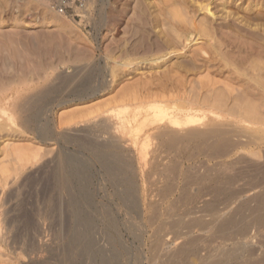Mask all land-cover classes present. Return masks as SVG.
Wrapping results in <instances>:
<instances>
[{"label":"rangeland","instance_id":"obj_1","mask_svg":"<svg viewBox=\"0 0 264 264\" xmlns=\"http://www.w3.org/2000/svg\"><path fill=\"white\" fill-rule=\"evenodd\" d=\"M51 1L0 0V264H264V0L217 1L209 13L199 0H70L68 15ZM175 19H204L215 31L205 40L192 32L181 42L189 49L178 46L160 67L131 73L115 64L142 28L156 40L179 29ZM167 70L173 76L161 78ZM153 92L160 99H131ZM200 93L212 105L191 112L195 123L166 121L184 119L179 109ZM159 126L179 130L178 140L158 138ZM207 126L223 131L212 136ZM183 129L206 136L187 139ZM111 135L125 148L106 147Z\"/></svg>","mask_w":264,"mask_h":264},{"label":"bare ground","instance_id":"obj_2","mask_svg":"<svg viewBox=\"0 0 264 264\" xmlns=\"http://www.w3.org/2000/svg\"><path fill=\"white\" fill-rule=\"evenodd\" d=\"M140 1H141V0H140ZM142 1H143V0H142ZM152 1H153V0H152ZM183 1H185V0H183ZM183 1H182V2H183ZM190 1H191V0H190ZM192 1H193V0H192ZM192 1H191V2H192ZM199 1L202 2L201 5H202L203 8L201 7L200 2L197 1V2L199 3V5L197 4L198 7H201L202 10H206V11H208V13H209V11H211L212 8L209 9L208 7H211L212 5L215 7V5L217 4V3H216L217 1H221V2H222L223 0H204V3L207 2L206 4H204L202 0H199ZM224 1H225V0H224ZM240 1H242V0H239L238 2H240ZM252 1H253V0H252ZM125 2H126V1H125ZM133 2H134V1H133ZM161 2H162V1H161ZM166 2H167V1H166ZM168 2H169V1H168ZM186 2H187V1H186ZM191 2H190V3H191ZM134 3H135V2H134ZM139 3H140V2H139ZM142 3H143V2H142ZM144 3H145V2H144ZM154 3H155V2H154ZM157 3H158V2H157ZM176 3H177V2H176ZM183 3H184V2H183ZM193 3H196V0H195ZM135 4H137V2H136ZM145 4H146V3H145ZM164 4H165V2H164ZM169 4H171V3H169ZM191 4H192V3H191ZM203 4H204V5H203ZM229 4H230V5L232 4L231 1L226 0L225 3H224V6L229 5ZM127 5H128V4H127ZM138 5H139V4H138ZM138 5H137V6H138ZM161 5H163V4H161ZM166 5H167V3H166ZM179 5H180V4H179ZM187 5H188V4H187ZM194 5H195V4H194ZM135 6H136V5H135ZM140 6H142V4H141ZM140 6H139V7H140ZM147 6H148V5H147ZM167 6H168V5H167ZM185 6H186V4H185ZM235 6H237V5H235ZM240 6H241V5H240ZM116 7H117V6H116ZM169 7H170V6H169ZM172 7H173V6H172ZM175 7H176V6H175ZM175 7H173V9H174ZM178 7H179V6H178ZM180 7H181V6H180ZM188 7H189V6H188ZM216 7H218V6H216ZM226 7H227V6H226ZM232 7H233V5H232ZM132 8H133V7H132ZM135 8H138V7H135ZM143 8H144V9H143ZM143 8H142L141 10L139 9V10L141 11V12H139V13H141V14L143 15V18L146 20L147 18H149V16L147 17V9H146L147 7L145 8V6H144ZM154 8H155V7H154ZM159 8H160V7H159ZM166 8H167V7H166ZM182 8H183V5H182L181 9H182ZM204 8H205V9H204ZM241 8H242V7H241ZM262 8H263V7H262ZM133 9H134V8H133ZM145 9H146V10H145ZM152 9H153V8H152ZM176 9H177V8H176ZM190 9H191V8H190ZM193 9H194V8H193ZM201 9H200V10H201ZM216 9H217V8H216ZM165 10H166V12L168 11L167 9H165ZM170 10H171V9H170ZM183 10H184V8H183ZM186 10H187V9H185L184 12H186ZM191 10H192V9H191ZM221 10H223V9H221ZM160 11H161V10H160ZM171 11H172V10H171ZM176 11H177V10H176ZM187 11H188V10H187ZM194 11H195V10H194ZM194 11H193V12H194ZM224 11H225V9H224ZM230 11H231V10H230ZM230 11H229V12H230ZM245 11H246V10H245ZM155 12H156V11H155ZM178 12H180V10L177 11L176 14H178ZM184 12H182V13L184 14ZM191 12H192V11H191ZM191 12H190V13H191ZM195 12H196V11H195ZM213 12L216 13L217 11H213ZM233 12H234V10H233ZM150 13H151V12H150ZM152 13H153V12H152ZM159 13H160V12H159ZM161 13H164V12L162 11ZM172 13H173V12H172ZM186 13H187V12H186ZM204 13H205V12H204ZM137 14H138V13H137ZM148 14H149V13H148ZM231 14H232V13H231ZM235 14H236V13H235ZM259 14H260V13H259ZM121 15H122V14H121ZM153 15H154V14H153ZM157 15H158V14H157ZM161 15H162V14H161ZM184 15H185V14H184ZM193 15H194V14H192V16H193ZM205 15H206V14H205ZM213 15H214V14H213ZM228 15H229V14H228ZM233 15H234V14H233ZM262 15H263V14H262ZM262 15H261V16H262ZM114 16H115V15H114ZM139 16H140V15H139ZM139 16H138V17H139ZM154 16H155V15H154ZM154 16H153V17H154ZM164 16H165V14H164ZM174 16H175V15H174ZM181 16H182V14H181ZM192 16H189V17H192ZM238 16H239V15H238ZM257 16H258V15H257ZM120 17H121V16H120ZM153 17H152V18H153ZM156 17H157V16H156ZM159 17H160V14H159ZM161 17H162V16H161ZM178 17H180V16H178ZM178 17L176 16L177 19H178ZM186 17H187V16H186ZM186 17H185V18H186ZM193 17H194V16H193ZM204 17H205V16H204ZM214 17H216V15H215ZM226 17H227V14H226ZM229 17H231V16H229ZM239 17H241V16H239ZM262 17H263V16H262ZM112 18H113V17H112ZM157 18H158V17H157ZM183 18H184V17H183ZM202 18H203V17H202ZM236 18H237V17H236ZM136 19H137V17H136ZM154 19L157 20L156 18H154ZM177 19H175V20L178 21ZM204 19H205V18H204ZM204 19H203V20H204ZM223 19H224V18H223ZM240 19H241V18H240ZM240 19H239V20H240ZM134 20H135V19H134ZM137 20H138V19H137ZM152 20H153V19H152ZM152 20H151V21H152ZM164 20H165V19H164ZM167 20H168V19H167ZM175 20H174V21H175ZM183 20H185V19H182V20H180V21H181V23H182V22H185L184 25H183V23L180 24L179 21H178V22L175 21V23H173L174 26L176 25V27H179L178 30H176V29L174 30V29H173V30L170 31V29H169V31H168V30L164 31L165 33H164L162 30H160V31H159V35L156 34V35H157L156 40H154V39H155V38H154V39H150V41H149V40L146 38L147 36H146V34H145V32H146L148 29L146 30V29L142 28L144 31H142V32H143V35H141L142 37H140V40H138V41L136 40L137 42H134V43L130 44L129 46L127 45L128 47L125 48V49H123V50L120 49V50H121L120 53L118 52L119 55H117V53H116L117 56H114V57H113V61H115V64H117V65H120V66L122 65L123 67L128 68L129 70H131V71H130L131 73H133V72H135V71H137V70H139V69H141V68L151 69V68H153V67H160L162 64L164 65L166 62H168V61L172 58L171 55L173 56L174 54H176V52H175L174 50H175L178 46H179V47L181 46V47H182V50H184V51H187V50L189 49L188 47H189L190 44L186 46L184 43L181 44V42H182V41H184V42H186V43H187L188 41L191 42L192 39H193V38H192V32H195V31H196L195 33H197V34H198L199 32H201L202 35H201V33H200V35L202 36L203 39L205 38V36H203L204 34H205L206 36L208 35L207 37H209V36H211V35L213 34V33H212V31L214 30V29H213V25H211V22H210V21H209V22L206 21L207 18H206L205 21H203V20L201 19L202 21H199L198 23H196L195 20L192 21L191 19H190L191 21H190V20H187L188 22H187L186 20H185V21H183ZM198 20H200V19H198ZM243 20H247V19L244 18ZM151 21H150V22H151ZM157 21H158V20H157ZM174 21H173V22H174ZM224 21H225V20H224ZM224 21H223V22H224ZM226 21H227V20H226ZM228 21H230V20H228ZM252 21H253V20H252ZM252 21H251V23H252ZM150 22H145V23H144V21H143L142 23H143L144 26H145V25H148V24L150 25ZM162 22H163V20H162ZM166 22H168V21H166ZM166 22H164V23L167 24ZM186 22H187V23H186ZM242 22H243V21H242ZM246 22H247V21H246ZM253 22H254V21H253ZM133 23H134V22H133ZM136 23H137V22H136ZM151 23H152V22H151ZM156 23H157V22H156ZM168 23H169V22H168ZM225 23H226V22H225ZM236 23H237V22H236ZM143 24H142V25H143ZM170 24H171V22H170ZM229 24H230V23H229ZM232 24H233V23H231V25H232ZM237 24H238V23H237ZM248 24H249V23H248ZM253 24H254V23H253ZM261 24H262V23H261ZM142 25H141V26H142ZM151 25L153 26V24H151ZM171 25H172V24H171ZM227 25H228V24H227ZM231 25H230V26H231ZM235 25H236V24H235ZM242 25H243V24H242ZM255 25H256V23L254 24V27H255ZM167 26H168V25H167ZM169 26H170V25H169ZM174 26H173V28H174ZM230 26H229V27H230ZM239 26H240V24H239ZM239 26H238V28H239ZM244 26H245V25H244ZM261 26H263V25H261ZM176 27H175V28H176ZM227 27H228V26H227ZM229 27H228V28H229ZM231 27H232V26H231ZM249 27H250V26H249ZM145 28H149V27H145ZM169 28H170V27H169ZM240 28H241V27H240ZM243 28H244V27H243ZM259 28H260V26L258 27V29H259ZM134 29H135V28H134ZM167 29H168V28H167ZM229 29H230V28H229ZM247 29H248V27H247ZM250 29H251V27H250ZM254 29L256 30L257 28H253V30L251 29V30H252L251 32H253V35H256V34H257V35H256L257 38H258L259 36H261V35H258L259 33H255L256 31H255ZM261 29H262V28H261ZM261 29H260V30H261ZM136 30H137V29H136ZM211 30H212V31H211ZM222 30H223V29H222ZM222 30H221V31H222ZM233 30H234V29H233ZM243 30H245V29H243ZM262 30H263V29H262ZM262 30H261V31H262ZM210 31H211L212 34L210 33ZM214 31H215V30H214ZM217 31H218V29H217ZM238 31H239V30H238ZM254 31H255V32H254ZM263 31H264V30H263ZM263 31H262V32H263ZM134 32H135V31H134ZM239 32H240V31H239ZM245 32H246V31H245ZM248 32H250V30H249ZM251 32H250V33H251ZM257 32H259V30H258ZM138 33H139V32H138ZM160 33H161V35H163V36H160ZM217 33H218V32H217ZM263 33H264V32H263ZM263 33H262V34H263ZM141 34H142V33H141ZM210 34H211V35H210ZM243 34H245V33H243ZM135 35H137V34H135ZM144 35H145V37H144ZM239 35H240V34H239ZM253 35L250 36V39H251V37H252ZM215 36H216V35H215ZM217 36H218V35H217ZM242 36H244V35H242ZM154 37H155V35H154ZM211 37H212V36H211ZM227 37H228V36H227ZM238 37H239V36H238ZM262 37H263V36H261L260 38L262 39ZM214 38H215V37H214ZM224 38H225V37H224ZM253 38H254V37H253ZM255 38H256V37H255ZM190 39H191V40H190ZM205 39H206V38H205ZM205 39H204V40H205ZM226 39H228V38H226ZM230 39L232 40V38H230ZM230 39H229V40H230ZM151 40H154V41L152 42ZM218 40H219V39H218ZM248 40H249V39H248ZM256 40H257V39H256ZM258 40H259V39H258ZM258 40H257V41H258ZM212 41H213V40H212ZM216 41H217V40H216ZM221 41H223V40H221ZM233 41H234V40H233ZM233 41H232V42H233ZM245 41H246V40H245ZM263 41H264V38H263ZM213 42H214V41H213ZM227 42H228V41H227ZM235 42H236V41H235ZM238 42H239V41H238ZM238 42H237V43H238ZM240 42H241V41H240ZM240 42H239V43H240ZM246 42H247V41H246ZM246 42H244V43H246ZM248 42H250V41H248ZM202 43H203V42H202ZM216 43H217V42H216ZM216 43H214V44H213V43H212V44H209V46H206V47H210V48L212 47V48H215V44H216ZM239 43H238V44H239ZM200 44H201V43H200ZM205 44H206V43H205ZM224 44H226V43H224ZM233 44H234V42H233ZM238 44H237V45H238ZM249 44H250V43H249ZM249 44H248V45H249ZM222 45H223V44H222ZM226 45H227V44H226ZM228 45H229V44H228ZM239 45H240V44H239ZM262 45H263V44H262ZM200 46H201V45H200ZM200 46H198L199 48H198V47H196V48H198V49H202V50L204 51V49H203L204 46H203V48H202V46H201V48H200ZM216 46H217V44H216ZM235 46H236V45H235ZM241 46H242V44H241ZM116 47H117V46H116ZM219 47H220V46H219ZM243 47H244V48H245V47L247 48V45H246V46L243 45ZM243 47H242V48H243ZM257 47H258V46H257ZM262 47H263V46H262ZM196 48H195V49H196ZM210 48H209V50H210L211 53H212V51H213L214 49L211 50L212 48H211V49H210ZM220 48H221V47H220ZM232 48H233V47H232ZM242 48H241V49H242ZM249 48H250V47H249ZM253 48H254V47H253ZM258 48H259V47H258ZM114 49H115V48H114ZM206 49H207V48H206ZM218 49H219V48H218ZM218 49H217V51L219 52L220 50H218ZM229 49H230V48H229ZM235 49H237V48H235ZM260 49H261V48H260ZM177 50H178V49H177ZM196 50H197V49H196ZM239 50H240V49H239ZM242 50H243V49H242ZM257 50H258V49H257ZM102 51H103V50H102ZM115 51H116V50H115ZM167 51H168V52H167ZM169 51H170V52H169ZM205 51H207V50H205ZM205 51H204V52H205ZM215 51H216V48H215ZM222 51H223V49H222ZM226 51H227V50H226ZM235 51H236V50H235ZM245 51H246V50H245ZM248 51H249V50H248ZM251 51H252V50H251ZM260 51H261V50H260ZM111 52H112V51H111ZM178 52H179V51H178ZM178 52H177V53H178ZM195 52H196V51H195ZM197 52H198V51H197ZM199 52L201 53L200 50H199ZM199 52H198V53H199ZM227 52H228V51H227ZM227 52H226V53H227ZM229 52H230V51H229ZM252 52H253V51H252ZM255 52H256V51H255ZM257 52H259V51H257ZM257 52H256V53H257ZM113 53H114V52H113ZM184 53H185V52H184ZM198 53H195L194 55H192L195 61H197V60H198V61H203L204 63H208V62H212V61H214V60L210 59L211 57H210V58H209V56L207 57L208 54L205 56V57H207V59L205 58V60H204V58H203V59L201 58L202 56L199 58L200 54H198ZM205 53H206V52H205ZM207 53H208V52H207ZM213 53H215V52L213 51ZM226 53H225V54H226ZM248 53H249V52H248ZM259 53H260V52H259ZM259 53H258V54H259ZM109 54H110V53H109ZM209 54H210V53H209ZM216 54H217V52H216ZM216 54H213V55H216ZM232 54H233V53H232ZM244 54H245V53H244ZM246 54H247V53H246ZM252 54H253V53H252ZM217 55H218V57H217L216 59L214 58L216 61L219 59L220 54L218 53ZM217 55H216V56H217ZM229 55H230V53H229ZM229 55H228V56H229ZM250 55H251V54H250ZM254 55H255V54H254ZM256 55H257V54H256ZM262 55H263V54H262ZM174 56H175V55H174ZM177 56H178V55H177ZM211 56H212V55H211ZM226 56H227V55H224V57H226ZM260 56H261V53H260ZM237 57H238V55H237ZM239 57H240V56H239ZM247 57H248V56H247ZM107 58H109V57H107ZM250 58H251V57H250ZM250 58H249V59H250ZM101 59H102V58H101ZM191 59H192V58H191ZM201 59H202V60H201ZM232 59H233V58H232ZM239 59H240V58H239ZM260 59H261V58H260ZM263 59H264V58H263ZM88 60H89V59H88ZM97 60H98V59H97ZM189 60H190V58H189ZM194 60L192 59V61H194ZM210 60H211V61H210ZM225 60H227V57L225 58ZM235 60H236V59H235ZM183 61H184V60H183ZM187 61H188V60H187ZM192 61H191V62H192ZM227 61H228V60H227ZM232 61H233V60H232ZM243 61H244V59H243ZM86 62H87V61H86ZM89 62H90V61H89ZM191 62H188V65H189V64H190V65L193 64V65L195 66V63H196V62H194V63H193V62L191 63ZM218 62H219V61H218ZM222 62H224V61H222ZM222 62H221V63H222ZM241 62H242V60H241ZM247 62H248V61H247ZM176 63H177V62H176ZM179 63H180V62H179ZM198 63H199V62H198ZM204 63H203V64H204ZM221 63H220V64H221ZM228 63H229V62H228ZM234 63H235V62H234ZM236 63H237V62H236ZM253 63H254V62H253ZM171 64H172V63H171ZM186 64H187V62L185 63V65H186ZM211 64H213V62H212ZM217 64H218V63H217ZM220 64H219V65H220ZM223 64H224V63H223ZM238 64H239V63H238ZM238 64L236 65V67L239 66ZM240 64H242V63H240ZM251 64H252V63H251ZM193 65H192V66H193ZM208 65H209V63H208ZM219 65H217V66H219ZM257 65H258V64H257ZM257 65H256V66H257ZM87 66H88V64H87ZM165 66H166V65H165ZM172 66H173V65H172ZM204 66H205V64H204ZM204 66H203V68H204ZM206 66H207V65H206ZM210 66H211V65H210ZM221 66H222V65H221ZM228 66H229V65H228ZM258 66H260V65H258ZM111 67H112V66H111ZM111 67H110V68H111ZM176 67H177V66H176ZM176 67H175V68H176ZM180 67H181V66H180ZM189 67H190V66H189ZM212 67H213V66H212ZM215 67H216V65H215ZM215 67H214V68H215ZM219 67H220V66H219ZM85 68H88V67L85 66ZM92 68H93V67H92ZM118 68H120V67H118ZM169 68H170V67H169ZM178 68H179V66H178ZM181 68H182V67H181ZM195 68H196V67H195ZM210 68H211V67H210ZM220 68H222V67H220ZM230 68H231V67H230ZM244 68H247L246 65H245ZM254 68H255V67H254ZM254 68H253V69H254ZM257 68H259V67H257ZM257 68H256V70L258 71ZM260 68H261V67H260ZM113 69H114V68H113ZM122 69H124V68H122ZM179 69H180V68H179ZM183 69H184V68H183ZM206 69H207V68H206ZM227 69H228V68H227ZM236 69H237V68H236ZM240 69L242 70L243 68H240ZM261 69H262V68H261ZM82 70H83V69H82ZM129 70H128V71H129ZM170 70H173V69H170ZM177 70H178V69H177ZM189 70H190V69H189ZM194 70H195V69H194ZM196 70H197V69H196ZM241 70H238V71H241ZM245 70H246V69H245ZM248 70H249V69H248ZM251 70H252V69H251ZM78 71H79V70H78ZM114 71H115V70H114ZM119 71H120V70H119ZM163 71H164V70H163ZM163 71H162V74H161V78L167 79L168 77L170 78V77L173 76V75H172V76L169 75V72H170V71H168V70L165 71V72H163ZM238 71H237V72H238ZM253 71H254V70H253ZM85 72H86V71H85ZM90 72H91V71H90ZM115 72H116V71H115ZM115 72H113V73H115ZM171 72H172V71H171ZM176 72H177V71H176ZM182 72H183V71H182ZM185 72H186V70H185ZM213 72H214V70H213ZM231 72H232V71H231ZM242 72H243V71H242ZM248 72H249V71H248ZM254 72H255V71H254ZM111 73H112V72H111ZM113 73H112V74H113ZM117 73H118V72H117ZM233 73H234V72H232V74H233ZM259 73H260V72H259ZM84 74H86V73H84ZM156 74H157V73H156ZM176 74H177V73H176ZM176 74H175V75H176ZM236 74H237V73H236ZM236 74H235V75H236ZM238 74H239V73H238ZM260 74H262V73H260ZM79 75H80V74H79ZM114 75H115V74H114ZM175 75H174V76H175ZM229 75H231V74H229ZM240 75H242V74H240ZM246 75H247V74H246ZM83 76H84V75H83ZM85 76H86V75H85ZM85 76H84V77H85ZM89 76H90V75H89ZM116 76H117V75H116ZM116 76H113V77H116ZM159 76H160V75H159ZM232 76H233V75H232ZM243 76H244V75H243ZM252 76H253V74H252ZM252 76H251V77H252ZM260 76H261V75H260ZM121 77H122V76H121ZM123 77H124V76H123ZM176 77H177V76H176ZM176 77H174V78H176ZM227 77H228V76H227ZM227 77H226V78H227ZM238 77H239V76H238ZM247 77H250V76H247ZM161 78H157V79H161ZM169 78H168V79H169ZM174 78H172V80H174ZM230 78H231V77H230ZM244 78H245V77H244ZM257 78H260V77H257ZM116 79H120V76H118ZM151 79H153V78H151ZM151 79H150V80H151ZM176 79H177V78H176ZM176 79H175V80H176ZM232 79H233V78H232ZM232 79H229V80L232 81ZM237 79H239V78H236V76H235V80H237ZM246 79H247V78H246ZM250 79H251V78H250ZM252 79H253V78H252ZM145 80H146V79H145ZM150 80H149V81H150ZM180 80H181V79H180ZM208 80H209V79H208ZM229 80H228V81H229ZM235 80L233 79V81H235ZM239 80H241V79H239ZM239 80H238V81H239ZM256 80L258 81V79H256ZM259 80H260V79H259ZM263 80H264V79H263ZM116 81H117V80H116ZM167 81H168V80H167ZM170 81H171V79H170ZM210 81H211V80H210ZM210 81H206V82H210ZM233 81H232V82H233ZM244 81H245V80H244ZM246 81H247V80H246ZM246 81H245V82H246ZM144 82H145V81H144ZM144 82H143V83H144ZM163 82H165V81H163ZM176 82H177V81H176ZM178 82H179V80H178ZM181 82H183V81H181ZM201 82H202V81H201ZM206 82H205V83H206ZM232 82H231V83H232ZM251 82H252V81H251ZM253 82H254V81H253ZM116 83H117V82H116ZM116 83H115V84H116ZM152 83H153V82H152ZM211 83H212V82H211ZM214 83H215V81H214ZM258 83H260V82H258ZM261 83H262V82H261ZM263 83H264V82H263ZM139 84H140V83H139ZM141 84H142V83H141ZM146 84L149 85L148 81H147ZM146 84H143L142 86H145V87H146ZM153 84H154V83H153ZM165 84H166V83H165ZM183 84H184V83H183ZM183 84H181L180 86H182ZM195 84H197V83L195 82ZM206 84H208V83H206ZM206 84H205V85H206ZM222 84H223V83H222ZM227 84H228V83H227ZM240 84H241V83H240ZM242 84H244V83L242 82ZM245 84H246V83H245ZM248 84H249V83H248ZM252 84H253V83H252ZM255 84H256V81H255ZM208 85H209V84H208ZM215 85H216V84H215ZM223 85H224V84H223ZM225 85H226V84H225ZM253 85H254V84H253ZM257 85H258V84H257ZM263 85H264V84H263ZM263 85H262V86H263ZM152 86H153V85H152ZM158 86H159V85H158ZM162 86H163V85H162ZM174 86H176V85H174ZM178 86H179V85H178ZM178 86H177V87H178ZM180 86H179V87H180ZM184 86H185V85H184ZM198 86H199V85H198ZM201 86H202V85H201ZM203 86H204V85H203ZM203 86H202V87H203ZM206 86H207V85H206ZM228 86H229V85H228ZM242 86H243V85H242ZM249 86H250V84H249ZM156 87H157V86H156ZM177 87H175V89H176ZM199 87H200V86H199ZM199 87H198V88H199ZM204 87H205V86H204ZM211 87H212V86H211ZM213 87H215V86H213ZM223 87H224V86H223ZM226 87H227V86H226ZM184 88H185V87H184ZM184 88H183V89H184ZM208 88H210V87H208ZM227 88H228V87H227ZM252 88H253V87H252ZM159 89H160V88H159ZM192 89H193V88H191V91H192ZM213 89H214V88H213ZM250 89H251V87H250ZM141 90H142V89H141ZM147 90H148V89H147ZM194 90H195V89H194ZM206 90H207V88H206ZM208 90H209V89H208ZM210 90H212V89L210 88ZM217 90H218V89H217ZM225 90H226V89H225ZM229 90H230V87H229ZM231 90H232V88H231ZM233 90H235V89H233ZM245 90H246V88H245ZM164 91H165V90H164ZM164 91H163V93H164ZM185 91H186V90H185ZM185 91H183V93H184ZM188 91H190V89H189ZM195 91H196V90H195ZM195 91H194V92H195ZM199 91H200V90H199ZM201 91H202V89H201ZM137 92H138V91H137ZM194 92H193V93H194ZM205 92H206V91H205ZM213 92L216 93L215 90H213ZM221 92H222V90H221ZM224 92H225V91H224ZM251 92H252V90H251ZM251 92H250V93H251ZM140 93H141V92H140ZM143 93H144V92H143ZM147 93H148V92H147ZM153 93L155 94V92H153ZM153 93H152V95H150L151 93H149V94H145V95L143 94L144 96H141L140 94H139V96H137V95H135V94L133 93L135 96L133 95L131 99H152V98H153V99H154V98H155V99H160V98H158V97H161V95H160V96H158V95L156 96V94H157L158 92H157L155 95H153ZM206 93H207V92H206ZM211 93H212V92H211ZM255 93H257V92H255ZM259 93L261 94V92H259ZM262 93H263V92H262ZM158 94H160V93H158ZM180 94H181V93H180ZM194 94H195V93H194ZM196 94H197V93H196ZM200 94H201V93H200ZM202 94H203V92H202ZM202 94L200 95L201 97L203 96ZM207 94H208V93H207ZM209 94H210V93H209ZM209 94H208V96L210 97ZM217 94L219 95V92H218ZM220 94L222 95L223 92L220 93ZM224 94H225V93H224ZM229 94H230V92H229ZM233 94H234V93H233ZM44 95H45V94H44ZM162 95H163V94H162ZM168 95H170V94H168ZM182 95H183V94H182ZM204 95H205V94H204ZM213 95L216 96L215 94H213ZM218 95H217V99H222V98L224 97V95H223L222 98H218ZM221 95H219V97H221ZM251 95H252V94H250V96H251ZM163 96H164V95H163ZM163 96H162V98H163ZM171 96H173V95H171ZM171 96H170V97H171ZM194 96H195V95H194ZM194 96H193V94H192V97H193V98L189 97V98H184V99H194ZM200 96H199V98H200ZM211 96H212V95H211ZM214 96L212 97V99H213V98L216 99V97H214ZM226 96H228V95H225V97H226ZM230 96H231V95H230ZM240 96H242V95H240ZM254 96H256V95L253 94V96H251V97H254ZM130 97H131V96H130ZM164 97H165V96H164ZM187 97H188V96H187ZM260 97H261V96H260ZM39 98H40V97H39ZM162 98H161V99H162ZM167 98H168V97H167ZM182 98H183V97H182ZM195 98H196V96H195ZM226 98H227V97H226ZM232 98L234 99V97H232ZM236 98H238V95L236 96ZM126 99H127V98H126ZM129 99H130V98H129ZM164 99H165V98H164ZM172 99H174V98L172 97ZM196 99H197V98H196ZM210 99H211V98H210ZM215 99H214V102H215ZM224 99H225V98H224ZM250 99H252V98H250ZM256 99H258V98H256ZM199 100H200V101L196 100V101H198V102H196L195 100H193V101H192V100H191V101H187V102H186V104H187L186 108H182V107H181L182 105L179 104V106L181 107L180 109L178 108V109H179V112H181L180 114H182V113L185 112V113H184V114H185V115H184V119L182 118L183 121H182V119H179L178 116H174V117H178V119L172 117V114H173V113L170 114L171 117H166L167 120H166L165 118H163V120L165 119L168 123H170L171 125H173V126H175V127H182L183 125H186V126H187V125H189V124L192 123V122L195 123V122H194V121H195V120H194L195 116L193 115V117H192V113H191V112H192V111H193V112H194V111H196V112L199 111V110L196 108V107H198V106L201 107V108H204V107H207V106L212 105V104H210V102L208 101V97H207V98H206V97H202V98H200ZM5 101H6V100H5ZM183 101H184V100H183ZM216 101H217V100H216ZM218 101H219V102H218ZM218 101H217V102L220 104V103H221V100H218ZM181 102H182V101H181ZM184 102H185V101H184ZM215 103H216V102H215ZM140 104H141V103H140ZM174 104H175V103H174ZM174 104H173V105H174ZM182 104H183V103H182ZM213 104H214V103H213ZM216 104H217V103H216ZM141 105H142V104H141ZM141 105H140V106H141ZM155 105H156V104H155ZM170 105H171V104H170ZM214 105H215V104H214ZM176 106L179 107L178 104L175 105V107H176ZM218 106H220V105H218ZM138 107H139V106H138ZM177 107H176V108H177ZM199 107H198V108H199ZM136 108H137V106H136ZM153 108H156V107H153ZM170 108H172V107H170ZM195 108H196V109H195ZM220 108H221V107H220ZM160 109H161V108H160ZM158 110H159V109H158ZM168 110H169V109H168ZM102 111H103V110H102ZM106 111H107V110H106ZM133 111H134V110H133ZM140 111H141V110H140ZM154 111H155V110H154ZM137 112H138V111H137ZM146 112H147V111H146ZM147 113H148V112H147ZM153 113H154V112H153ZM169 113H170V111H169ZM175 113H176V112H175ZM194 113H195V112H194ZM194 113H193V114H194ZM132 114H133V113H132ZM111 115H112V114H111ZM133 115H134V114H133ZM165 115H166V114H165ZM174 115H176V114H174ZM97 116H98V114H97ZM147 116H148V115H147ZM180 116H181V115H180ZM182 116H183V115H182ZM182 116H181V117H182ZM101 117H102V116H101ZM103 117H104V115H103ZM136 117H137V116H136ZM155 117H156V116H155ZM105 118H106V117H105ZM107 118H108V117H107ZM107 118H106V119H107ZM114 118H115V117H114ZM150 118H151V117H150ZM152 118H153V116H152ZM197 118H198V117H197ZM248 118H249V116H248ZM251 118H252V117H251ZM111 119H113V118H111ZM117 119H118V118H117ZM148 119H149V118H148ZM153 119H154V118H153ZM153 119H151V120H153ZM157 119H158V121H159L161 118H160V119L157 118ZM249 119H250V118H249ZM254 119H255V118H254ZM119 120H120V119H119ZM146 120H147V119H146ZM146 120H144V121H146ZM161 120H162V119H161ZM93 121H94V120H93ZM104 121H105V120H104ZM104 121H103V122H104ZM114 121H116V120H114ZM122 121H123V120H122ZM210 121H211V120H210ZM256 121H258V120H256ZM99 122H101V121L99 120ZM109 122H110V121H109ZM146 122H147V121H146ZM160 122H161V121H160ZM163 122H164V121H163ZM211 122H212V121H211ZM121 123H122V122H121ZM151 123H152V121H151ZM155 123H157V122H155ZM164 123H165V122H164ZM168 123H165V124L167 125ZM263 123H264V122H263ZM107 124H109V123L107 122ZM115 124H116V123H115ZM149 124H150V121H149ZM153 124H154V123H153ZM165 124H164V125H165ZM162 125H163V124H162ZM194 125H195V124H194ZM208 125H210V124H208ZM215 125H216V124H215ZM215 125H214V126H215ZM100 126H102V124H101ZM108 126H109V125H108ZM118 126H119V124H118ZM118 126H117L116 128L113 126L112 129L115 131V129H119ZM121 126H122V129L125 128L124 124H122ZM128 126H129V125H128ZM212 126H213V125H212ZM212 126H211V127L209 126L210 129H208L209 127L207 126V127H208V128H207V129H208V132H210L209 134H211V132L213 131V129H215V127H212ZM218 126H219V125H218ZM42 127H43V126H42ZM103 127L106 128V129H105L106 131L109 130V129L111 128V126L107 127V125H103ZM159 127H160V126H159ZM184 127H185V126H184ZM203 127H205V126H203ZM221 127H222V126H221ZM221 127H220V128H221ZM95 128H96V127H95ZM101 128H102V127H101ZM131 128H132V127H131ZM211 128H212V129H211ZM216 128H217V126H216ZM102 129H103V128H102ZM125 129H126V128H125ZM155 129H156V128H155ZM157 129H158V132H159V134L157 135L158 138H160L159 136H161V137H164V136H167V137H168V136H169V137H171V138H173V139L175 140L176 138H174V137L178 136L177 133H178V131H179V130H178L179 128H176L178 131L174 130L173 128H168V127H167V128H165V127H160V128H157ZM185 129H187V128H185ZM185 129H183V131H184ZM195 129H196V127H195ZM204 129H205V128H204ZM207 129H206V130H207ZM222 129H223V128H222ZM46 130H47V128H46ZM103 130H104V129H103ZM103 130H102V131H103ZM120 130H121V129H120ZM130 130H131V129H130ZM188 130H189V131H188ZM188 130H185V131H187V133L185 134V132H184V135H183V137H185V138H187V139L190 138L191 136H195V137H197V136H201V135H202V136H203V135L206 136V134H204V133H206V132H203L204 130H202V131H198V129H197V130H193V129L190 130V129H188ZM210 130H212V131H210ZM216 130H218V131L215 132ZM216 130L214 131L216 134L213 132V135H215V136H217V134H219V133H221V132L223 131V130L221 131V129H220L221 132H219V128H217ZM110 131H111V130H110ZM121 131H122V130H121ZM126 131H128V130H126ZM126 131H125V132H126ZM150 131H151V130H150ZM156 131H157V130H155V132H156ZM107 132H108V131H107ZM111 132H112V131H111ZM115 132H116V131H115ZM133 132H134V131H133ZM148 132H149V131H148ZM225 132H226V131H225ZM225 132H223V133H225ZM261 132H263V131H261ZM261 132H260V133H261ZM43 133H45L44 130H43ZM146 133H147V132H146ZM254 133H255V132H254ZM254 133H253V134H254ZM256 133H257V132H256ZM263 133H264V132H263ZM45 134H46V133H45ZM107 134H108V133H107ZM156 134H157V133H156ZM207 134H208V133H207ZM248 134H249V133H248ZM251 134H252V133H251ZM258 134H259V133H258ZM125 135H127V132L125 133ZM144 135H146V134H144ZM211 135H212V134H211ZM213 135H212V136H213ZM114 136H115V135H114ZM209 136H210V135H209ZM226 136H228V135L225 134V137H226ZM246 136H247V135H246ZM41 137H42V136H41ZM145 137H146V136H145ZM145 137H144V139H145ZM203 137H204V136H203ZM259 137H261V136H259ZM108 138H109V137H108ZM141 138H142V137H141ZM155 138H156V137H155ZM223 138H224V137H223ZM109 139H110V138H109ZM144 139H143V140H144ZM156 139H157V138H156ZM173 139H171L173 142L170 140L172 144L174 143V140H173ZM180 139H181V138H180ZM180 139H179V140H180ZM221 139H222V138H221ZM258 139H259V138H258ZM258 139H257V140H258ZM260 139H261V138H260ZM262 139H263V138H262ZM47 140H48V139H47ZM161 140H163V139H161ZM161 140H160V141H161ZM168 140H169V139H168ZM168 140H167V142H168ZM176 140H178V139H176ZM226 140H227V138H226ZM228 140H229V139H228ZM145 141H146V139H145ZM145 141H144V142H145ZM149 141H150V140H149ZM149 141L147 140L146 143L148 144ZM181 141H182V140H181ZM186 141H187V140H186ZM259 141H260V140H259ZM121 142H122L121 137H120V138H119V137L116 138V137H113V136L111 135V139L106 143V147L117 148V147H119V146H123V144L121 145ZM124 142H125V141H124ZM127 142H128V141H127ZM132 142H133V141H132ZM179 142H180V141H178L177 143H179ZM256 142H257V141H256ZM136 143H137V142H136ZM146 143H142V144H141V147H143ZM169 143H170V142H169ZM175 143H176V142H175ZM180 143H181V142H180ZM180 143H179V144H180ZM226 143H227V142H226ZM96 144H97V143H96ZM100 144L102 145L103 143L101 142V143H99V145H100ZM143 144H144V145H143ZM223 144H224V143H223ZM142 145H143V146H142ZM148 145H149V144H148ZM97 146H98V144H97ZM103 146H105V144H104ZM103 146H102V147H103ZM228 146H229V144H228ZM98 147H99V146H98ZM123 147H124V146H123ZM124 148H125V147H124ZM226 148H227V146H226ZM103 149H104V147H103ZM143 149H144V148H143ZM113 150H115V149H113ZM222 150H223V149H222ZM226 150H227V149H226ZM226 150H225V151H226ZM103 151H104V150H103ZM108 151H109V150H108ZM223 151H224V150H223ZM106 152H107V151H106ZM61 168H62V167H61ZM77 237H78V236H77ZM17 242H18V241H17ZM1 243H2V242H1ZM8 245H9V244H8ZM12 245H13V244H12ZM6 246H7V245H6Z\"/></svg>","mask_w":264,"mask_h":264},{"label":"built area","instance_id":"obj_3","mask_svg":"<svg viewBox=\"0 0 264 264\" xmlns=\"http://www.w3.org/2000/svg\"><path fill=\"white\" fill-rule=\"evenodd\" d=\"M80 7H82L81 4ZM69 8L70 0H52L50 2V9L60 15H68Z\"/></svg>","mask_w":264,"mask_h":264}]
</instances>
